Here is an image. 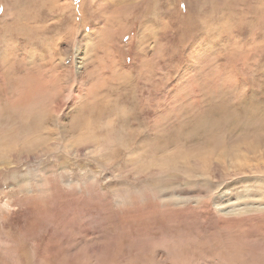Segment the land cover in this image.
I'll list each match as a JSON object with an SVG mask.
<instances>
[{
	"label": "rangeland",
	"instance_id": "374dc122",
	"mask_svg": "<svg viewBox=\"0 0 264 264\" xmlns=\"http://www.w3.org/2000/svg\"><path fill=\"white\" fill-rule=\"evenodd\" d=\"M20 77L52 101L0 127V264H264V142L147 145L220 96L264 111V0H0V98Z\"/></svg>",
	"mask_w": 264,
	"mask_h": 264
},
{
	"label": "bare ground",
	"instance_id": "6f19581e",
	"mask_svg": "<svg viewBox=\"0 0 264 264\" xmlns=\"http://www.w3.org/2000/svg\"><path fill=\"white\" fill-rule=\"evenodd\" d=\"M27 73H29V72H27ZM211 78H213V77H211ZM32 80L33 79L31 77H22V78L20 77L19 79H17L15 81L16 83L13 82L14 85L12 86V90H11V88L5 89L6 90L4 92L5 94L3 95L2 98H0V127L2 125H5L8 129H10L9 127L12 128L11 134L6 138V143L10 144V141L13 138H15L17 140V139H20L22 135H28L30 133H35L37 131H40L43 129L45 123H47V119L49 116L48 107H49V103L52 101L50 99V98H52V96L50 93L49 94L51 97L47 96V94H44L45 92L44 93L41 92L43 95L38 96V94H37L38 90L36 88L38 86H35L34 85L35 81H32ZM221 81H223V80H221ZM218 82H219V80H218ZM230 82H231V80H230ZM39 83L41 84V82H39ZM220 85H218L217 87H215L213 85L214 87L212 90L220 91L222 88ZM100 86H101V83H99L98 86L96 85L97 88H99ZM235 86H236V84H235ZM235 86H234V88H235ZM231 87H233V85ZM239 87H240V85H239ZM39 88H40V86H39ZM41 89H42V87H41ZM236 89H237V86H236ZM230 90L231 89L229 88L228 94L231 93ZM232 90L235 91L234 89H232ZM221 91H224V90H221ZM225 92H222L221 95L223 96L224 95L223 93H225ZM46 93H48V92L46 91ZM218 94H220V93H218ZM237 94L242 95V92L238 91ZM254 96H250V97H252V101H251V103L249 102L250 103L249 105L247 104L248 106L244 107L243 105H240L241 107L239 109L238 108L237 109L227 108V104L225 103L226 100L221 98V96H220L219 100L218 99L216 100L217 102L214 104V107L212 106L213 108L211 110H210V108L209 109L207 108V110L205 108V109H201L199 111H196L193 108L195 111L193 110L194 113H192V111H190L192 113L191 116L189 115L190 114L189 112L183 110L184 112H181L182 114H178V113L176 114V116L179 119L176 118L177 120L175 119V121L170 123L169 125L162 123V124L158 125L159 127L158 126L155 127V130L152 133V139H150V143H148L147 145L150 144L152 147V150H154V153H158L159 151H163L164 149H167L166 147H172L173 145L175 146L177 144H181L182 146H185L190 142L195 143V141H200L199 139L201 137L207 135L208 136V142H213V143H210L209 145L212 147L213 150L220 149V155L222 156L224 154H231L233 151L232 150L233 146L236 147V145H241V143H240L241 139H247V138L250 139L251 138L252 143L264 142V111H261L262 108L260 109L257 106L260 104L256 101L257 99H253ZM235 97H236V94H235ZM215 98H214V100H215ZM115 100H114V102H115ZM212 100H213V98H212ZM245 102H246V100H245ZM240 103L242 104V101ZM192 104H194V102ZM255 106H257L259 108V110ZM260 106H262V105H260ZM88 107H90L89 108V111H90L89 114H92L95 112V106L89 105ZM107 107H109V106H107ZM104 108H106V107H104ZM116 108L118 109V107H116ZM190 110H192V109H190ZM116 112H117V110H116ZM131 112H132V110H131ZM110 113L112 114L113 111L111 110L108 112V114H110ZM106 115H107V113H106ZM116 115H117V113H116ZM118 115H120V114H118ZM119 118H120V122H118L119 126L113 127L114 130L112 129L111 131H110L111 128H109L108 129L109 131H106L105 135L108 134V136H111V138L114 139L115 141L116 140L118 141L120 139V135L123 136L124 139H125V135H126L127 141L133 140L134 136H135L133 130H131V128L126 129V126L130 125V121H131L130 116L128 114H126V117H125V114H124V116H123V114H121V116ZM169 119L171 120V118H169ZM172 119H174V118H172ZM113 122H114V120H113ZM139 122H141V120H139ZM145 124H146V122H145ZM90 125H92L91 121L86 119L84 121V127H88ZM116 128H119V129L123 128L124 130H119ZM44 129H45V127H44ZM148 131H150V130H148ZM37 133H39V132H37ZM143 133H144V135H147L146 134L147 131L145 129L143 130ZM147 139H149V138H147ZM233 139H235V140H233ZM121 140H119L118 142H120ZM194 151H195L196 157L197 156L198 157L204 156V155L209 156V153L205 152L202 147L197 148ZM235 151H237V150H235ZM233 154H235V153H233ZM199 158H201V157H199ZM206 158H208V157H206Z\"/></svg>",
	"mask_w": 264,
	"mask_h": 264
}]
</instances>
